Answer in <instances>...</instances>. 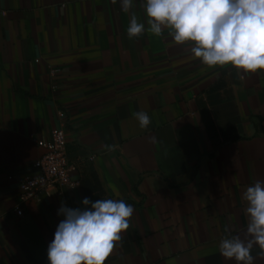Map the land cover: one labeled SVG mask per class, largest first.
<instances>
[{
	"label": "crops",
	"instance_id": "obj_1",
	"mask_svg": "<svg viewBox=\"0 0 264 264\" xmlns=\"http://www.w3.org/2000/svg\"><path fill=\"white\" fill-rule=\"evenodd\" d=\"M144 5L0 0V264H49L58 209L85 197L134 209L104 264H235L218 245L245 238L243 192L264 182V72L208 68L192 42L149 33ZM133 13L146 30L129 39ZM54 128L78 185L19 205L7 178L32 173Z\"/></svg>",
	"mask_w": 264,
	"mask_h": 264
},
{
	"label": "clouds",
	"instance_id": "obj_2",
	"mask_svg": "<svg viewBox=\"0 0 264 264\" xmlns=\"http://www.w3.org/2000/svg\"><path fill=\"white\" fill-rule=\"evenodd\" d=\"M120 5L128 13L133 0H120ZM144 11L149 33L160 37L168 29L177 45L192 42L193 56L208 68L231 65L240 79L264 72V0H145ZM145 30V23L133 13L128 38L140 37ZM132 115L141 129L151 123L146 112ZM242 198L247 203L245 238L225 237L218 248L235 264H254V246L264 258V182L248 186ZM81 203L86 206L83 210L68 208L63 202L58 209L57 215L64 219L48 245L49 264H104L130 227L134 209L122 199L92 202L85 197Z\"/></svg>",
	"mask_w": 264,
	"mask_h": 264
},
{
	"label": "built area",
	"instance_id": "obj_3",
	"mask_svg": "<svg viewBox=\"0 0 264 264\" xmlns=\"http://www.w3.org/2000/svg\"><path fill=\"white\" fill-rule=\"evenodd\" d=\"M42 155L30 165L32 173L14 180L17 204L24 205L37 202L40 198L58 195L63 188L74 189L77 181L70 179L73 167L68 163L65 154V134L61 128L49 132L48 140L40 144ZM20 216L18 209L13 210Z\"/></svg>",
	"mask_w": 264,
	"mask_h": 264
}]
</instances>
